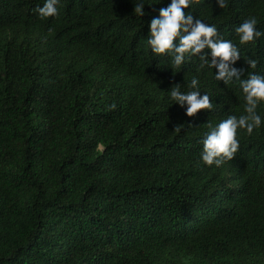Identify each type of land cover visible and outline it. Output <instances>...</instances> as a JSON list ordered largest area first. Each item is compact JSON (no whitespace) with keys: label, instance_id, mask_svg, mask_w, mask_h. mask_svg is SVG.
<instances>
[{"label":"trees","instance_id":"obj_1","mask_svg":"<svg viewBox=\"0 0 264 264\" xmlns=\"http://www.w3.org/2000/svg\"><path fill=\"white\" fill-rule=\"evenodd\" d=\"M45 2L0 0V264H264V103L234 159L206 166L207 125L244 114V99L198 56L176 68L151 52L171 0H59L40 19ZM227 5L184 11L239 49L241 79L264 76V36L241 45L234 31L254 16L264 32V0ZM176 84L212 110L187 117Z\"/></svg>","mask_w":264,"mask_h":264},{"label":"clouds","instance_id":"obj_2","mask_svg":"<svg viewBox=\"0 0 264 264\" xmlns=\"http://www.w3.org/2000/svg\"><path fill=\"white\" fill-rule=\"evenodd\" d=\"M59 0H46L43 7L33 11L40 19H47L58 15L57 5ZM219 8H226L227 0H216ZM190 7V0H171L166 8H161L159 16L153 18L149 25L147 44L151 52L157 56L171 54L172 64L179 68L186 57L199 58L198 71L205 67L216 69L214 78L222 81L225 85L233 80L239 81L244 99V114L228 116L219 122L215 127L210 123L207 125L209 131L203 140V149L200 159L206 166H222L224 163L234 159V154L239 148L237 139L238 130H245L251 135L253 130L261 125V117L257 114V107L264 103V76L250 74L247 79H241L244 69H237L233 65L240 60L239 49L231 42L218 38L217 28L185 13ZM144 4L138 3L134 6V13L143 16ZM256 18L245 19L234 29L239 37L241 45L253 42L254 39L264 36V32L256 29ZM49 29V35L53 33ZM246 65L255 69L258 60L247 59ZM198 80L193 77L189 88H197ZM181 85L176 84L170 89V98L181 108L186 107L187 117L195 116L201 110H212L213 103L209 95H200L198 90L181 92ZM115 104L109 106L114 110ZM191 126V125H189ZM183 125L175 127L174 131L179 132Z\"/></svg>","mask_w":264,"mask_h":264}]
</instances>
